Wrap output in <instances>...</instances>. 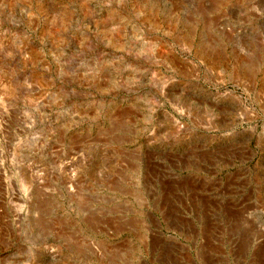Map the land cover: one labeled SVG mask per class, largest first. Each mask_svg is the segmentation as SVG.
Wrapping results in <instances>:
<instances>
[{
	"label": "rangeland",
	"instance_id": "1",
	"mask_svg": "<svg viewBox=\"0 0 264 264\" xmlns=\"http://www.w3.org/2000/svg\"><path fill=\"white\" fill-rule=\"evenodd\" d=\"M0 264H264V0H0Z\"/></svg>",
	"mask_w": 264,
	"mask_h": 264
}]
</instances>
